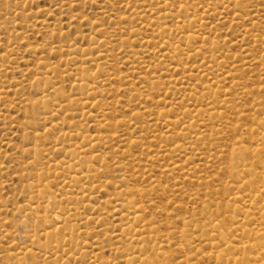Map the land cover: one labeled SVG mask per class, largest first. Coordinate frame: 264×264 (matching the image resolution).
<instances>
[{"label": "rangeland", "instance_id": "rangeland-1", "mask_svg": "<svg viewBox=\"0 0 264 264\" xmlns=\"http://www.w3.org/2000/svg\"><path fill=\"white\" fill-rule=\"evenodd\" d=\"M24 260L264 264V0H0V264Z\"/></svg>", "mask_w": 264, "mask_h": 264}, {"label": "bare ground", "instance_id": "bare-ground-1", "mask_svg": "<svg viewBox=\"0 0 264 264\" xmlns=\"http://www.w3.org/2000/svg\"><path fill=\"white\" fill-rule=\"evenodd\" d=\"M49 73H50V72H49ZM70 152H71V151H70ZM72 152H73V151H72ZM75 153H76V151L74 152V154H75ZM72 154H73V153H72ZM72 154H71V155H72ZM74 156H75V155H74ZM68 158H69V157H68ZM73 158H74V157H73ZM65 160H66V159H65ZM70 160H71V159H70ZM72 160H73V159H72ZM68 161H69V160H68ZM76 161H77V160H76ZM76 161H75V162H76ZM62 163H64V165H65V162H64V161H63ZM71 164H72V163H71ZM71 164H70V165H71ZM67 165H69V164H67ZM63 167H64V166H63ZM78 173H79V172H78ZM54 212H55V211H54ZM61 212H62V211H61ZM61 212H60V213H61ZM55 213H56V212H55ZM61 214H63V213H61ZM56 215H57V214H56ZM56 215H55V216H56ZM56 220H57V219H56ZM26 258H27V257H26ZM31 258H32V256H30V257L28 256V259H31ZM26 261H28V260H24V264L27 263ZM31 263H32V261H31ZM28 264H29V263H28Z\"/></svg>", "mask_w": 264, "mask_h": 264}]
</instances>
